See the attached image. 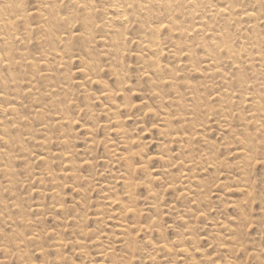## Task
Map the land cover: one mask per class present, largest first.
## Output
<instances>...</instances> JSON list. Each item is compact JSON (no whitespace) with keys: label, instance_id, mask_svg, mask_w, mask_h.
Wrapping results in <instances>:
<instances>
[{"label":"rangeland","instance_id":"374dc122","mask_svg":"<svg viewBox=\"0 0 264 264\" xmlns=\"http://www.w3.org/2000/svg\"><path fill=\"white\" fill-rule=\"evenodd\" d=\"M47 1L0 0V264H264V0Z\"/></svg>","mask_w":264,"mask_h":264},{"label":"bare ground","instance_id":"6f19581e","mask_svg":"<svg viewBox=\"0 0 264 264\" xmlns=\"http://www.w3.org/2000/svg\"><path fill=\"white\" fill-rule=\"evenodd\" d=\"M46 1H47V0H46ZM59 1H60V0H59ZM80 1H82V0H80ZM80 1H79V2H80ZM166 1H167V0H166ZM172 1H173V0H172ZM175 1H177V0H175ZM194 1H195V0H194ZM47 2H48V1H47ZM51 2H52V1H51ZM82 2H83V1H82ZM169 2H170V1H169ZM184 2H187V1H184ZM80 3H81V2H80ZM166 3H167V2H166ZM171 3H173V2H171ZM192 3H193V2H192ZM198 3H199V2H198ZM198 3L196 2L197 5H198ZM5 4H6V3H5ZM45 4H46V3H45ZM77 4H78V3H77ZM13 5H14V4H13ZM165 5H166V8H168L167 6H168L169 4H168V5L165 4ZM165 5H164V6H165ZM170 5H171V4H170ZM170 5H169V6H170ZM24 6H25V5H24ZM171 6H172V5H171ZM9 8H10V7H9ZM17 8H18V7H17ZM48 8H49V7H48ZM136 8H137V10H139V11L141 10V8H140L138 5L136 6ZM164 8H165V7H164ZM170 8H171V7H170ZM168 9H169V8H168ZM5 10H6V9H5ZM17 10H18V9H17ZM52 10H53V9H52ZM225 11H228L229 14L231 15V14L233 13V11H232V6L226 8ZM6 12H7V11H6ZM17 12H19V11H17ZM126 12H127V11H125V13H126ZM5 14H6V13H5ZM47 14H48V13H47ZM244 14H246V13H244ZM24 15H26V14H24ZM57 15H58V14H57ZM246 16L249 17V16H251V15H248V14H247ZM22 18H23V17H22ZM50 18H51V17H50ZM52 18H53V17H52ZM56 18H57V17H56ZM23 19H24V18H23ZM26 19H27V18H26ZM13 21H14V20H13ZM59 21L64 22L65 20L59 18ZM58 23H59V22H58ZM59 24H60V23H59ZM171 24H172V23H171ZM54 25H55V24H54ZM52 26H53V25H52ZM200 26H201V25H200ZM53 28H54V27H53ZM4 29H5V28H4ZM116 36H117V35H116ZM8 37H9V36H8ZM17 37H18V36H17ZM30 38H31V37H30ZM153 38H154V37H153ZM153 38H152V39H153ZM53 39H54V38H53ZM114 39H115V38H114ZM117 39H120V38L117 37ZM117 39H115V40H117ZM4 40H5V39H4ZM50 40H51V39H50ZM115 40H114V41H115ZM120 40H121V39H120ZM1 42H2V41H1ZM115 42H116V41H115ZM120 42H121V41H120ZM52 43H53V42H52ZM118 43H119V42H118ZM54 45H55V44H54ZM118 45H120V44H118ZM15 47H16V45H15ZM117 47H119V46H117ZM118 50H119V49H118ZM211 51H212V50H211ZM22 52H23V51H22ZM212 52H213V51H212ZM19 53H20V52H19ZM21 54H22V53H21ZM12 59H13V58H12ZM63 59H64V58H63ZM192 59H193V58H192ZM15 60H16V59H15ZM17 60H18V59H17ZM64 60H65V59H64ZM7 61H8V60H7ZM193 61H194V60H193ZM8 62H9V61H8ZM24 63H25V62H24ZM9 64H10V63H9ZM60 66H61V65H60ZM23 67H24V66H23ZM90 68H91V67H90ZM23 69H24V68H23ZM64 69H65V68H64ZM30 71H31V70H30ZM19 72H20V71H19ZM29 73H30V72H29ZM31 73H32V71H31ZM65 73H66V72H65ZM112 76H113V75H112ZM33 77H34V76H33ZM92 79H93V78H92ZM49 80H50V79H49ZM60 81H61V80H60ZM91 81H92V80H91ZM21 82H22V81H21ZM21 82H20V83H21ZM25 83H26V82H25ZM32 84H33V83H32ZM11 85H12V84H11ZM25 85H26V84H25ZM29 86H30V85H29ZM42 87H43V86H42ZM46 87H47V86H46ZM160 87H162V86H160ZM163 87H164V86H163ZM52 89H53V88H52ZM26 90H27V89H26ZM72 91H73V90H72ZM0 92H1V91H0ZM109 92H110V91L108 90L107 93H109ZM31 93H32V92H31ZM111 93H112V91H111ZM113 93H114V92H113ZM113 93H112V94H113ZM115 93H116V92H115ZM58 95H59V94H58ZM72 95H73V94H72ZM99 95H100V94H99ZM105 95L108 96V94H106V93H105ZM57 98H58V97H56V99H57ZM71 98H72V97H71ZM62 99H63V98H62ZM74 100H75V99H74ZM52 101H53V100H52ZM42 102H43V101H42ZM46 103H47V102H46ZM59 104H60V103H59ZM64 105H65V104H64ZM82 106H83V105H82ZM5 108H6V107H5ZM49 109H50V108H49ZM5 111H8L9 114H10V113L13 114V108L6 109ZM56 111H57V110H56ZM79 111H80V110H79ZM86 112H87V111H86ZM76 113H77V112H76ZM11 114H10V115H11ZM59 114H60V113H59ZM67 114H68V113H67ZM35 115H36V114H35ZM61 115H62V114H61ZM41 116H42V115H41ZM30 117H31V116H30ZM53 117H54V116H53ZM6 118H7V117H6ZM41 118H42V117H41ZM63 118H65V116H64ZM62 120H64V119H61V121H62ZM67 120H69V118H67ZM52 121H53V120H52ZM61 121H60V122H61ZM70 121H71V120H70ZM62 122H63V121H62ZM68 123H69V121H68ZM31 124H32V123H31ZM69 124H71V123H69ZM72 124H73V122H72ZM167 124H168V123H167ZM170 124H171V123H170ZM170 124H168V125H170ZM43 126H45V125H43ZM58 126H59V124H58ZM60 126H61V125H60ZM64 126L69 127V126H67V125H64ZM37 128H38V126H37ZM46 130H47V129H46ZM45 137H46V136H45ZM32 139H33V138H32ZM29 140H30V139H29ZM66 141H67V140H66ZM45 143H46V141H45ZM14 146H15V145H14ZM19 148H20V147H19ZM130 149H131V148H130ZM134 152H135V151H134ZM127 153H129V151H128ZM67 155H68V154H67ZM67 155H65V156L67 157ZM126 155H127V154H126ZM68 156H69V155H68ZM128 157H129V154H128ZM43 159H44V158H43ZM128 159H129V158H128ZM134 159H135V158H134ZM67 160H68V159H67ZM68 161H69V160H68ZM125 161H126V160H125ZM128 161H129V160H128ZM66 162H67V161H66ZM126 163H127V162H126ZM130 164H131V163H130ZM130 169H132V168H130ZM130 169H129V170H130ZM132 170H133V169H132ZM136 170H137V169H136ZM72 171H73V170H72ZM136 172H138V171H136ZM6 173H7V172H6ZM132 173H133V172H132ZM32 181H33V180H32ZM173 185H174V184H173ZM171 187H172V186H171ZM3 190H4V189H3ZM179 195H180V194H179ZM110 205H111V204H110ZM128 208H129V207H128ZM11 209H12V208H11ZM126 209H127V208H126ZM133 210H134V209H133ZM133 210H132V211H133ZM124 211H127V210H124ZM129 211H130V210H129ZM33 212H34V211H33ZM35 212H36V211H35ZM130 212H131V211H130ZM130 212H129V213H130ZM135 212H136V211H135ZM123 214H124V213H123ZM45 217H46V216H45ZM90 217H91V216H90ZM90 217H89V218H90ZM119 217H120V216H119ZM75 222H76V221H75ZM136 225H137V224H136ZM150 225H151V223H150ZM7 226H8V225H7ZM121 226H122V225H121ZM139 226H140V225H139ZM131 227H133V226H131ZM136 227H137V226H136ZM143 227H144V226H143ZM143 227H142V225H141V227H138V228H141V230H143V229H142ZM146 227H148V226H146ZM146 227H145V228H146ZM124 228H125V227H124ZM119 229H120V228H119ZM133 229H134V227H133ZM148 229H150V228L148 227ZM122 230H123V227H122ZM150 230H152V227H151ZM124 231H127V230H124ZM143 231H144V230H143ZM143 231H140V233L143 232ZM147 231H148V230H147ZM138 232H139V231H138ZM151 232H152V231H151ZM126 233H127V232H126ZM148 233H150V232H148ZM122 234H125V233H122ZM137 234H138V233H137ZM32 235H33V234H32ZM145 235H146V234H145ZM124 237H125V236H124ZM124 237H123V239H124ZM21 238H22V237H21ZM33 238H34V237L31 236V237H29V240L31 241V240H33ZM26 239H27V238H25V240H26ZM37 239H38V238H37ZM125 239H127V238H125ZM35 240H36V239H35ZM120 240H121V239H120ZM127 240H128V239H127ZM90 241H91V240H90ZM124 241H125V243H127L126 240H124ZM129 241H130V240H129ZM129 241H128V244H130ZM131 241H132V240H131ZM58 242H59V241H58ZM94 242H96V241H94ZM74 243H75V242H74ZM74 243H71V244H74ZM145 243H146V241H145ZM160 243H161V242H160ZM166 243H167V242H166ZM166 243H165V244H166ZM18 244H19V243H18ZM71 244H70V246H71ZM128 244H127V245H128ZM134 244H136L135 241H134ZM134 244H131V246L134 245ZM157 244H158V243H157ZM165 244L157 245V249H158L159 251H165V250L167 249V246H166ZM25 245H26V244H25ZM74 245H75V244H74ZM80 245H81V244H80ZM154 245H156V244L154 243ZM154 245H152V246H154ZM121 246L123 247V245H121ZM152 246H151V247H152ZM170 246H171V245H170ZM18 247H19V245H18ZM58 247L61 248V245H58ZM79 247H80V246H79ZM127 247H128V246H127ZM151 247H150V248H151ZM178 247H180V246H178ZM63 248H64V247H63ZM131 248H132V247H131ZM168 248H169V247H168ZM176 248H177V247H176ZM181 248H182V247H181ZM56 249H57V248H56ZM157 249H155V250L157 251ZM182 249H184V248H182ZM70 250H71V249H70ZM184 250H185V249H184ZM105 251H106V250H105ZM105 251H103V252L106 253L107 251H106V252H105ZM159 251H157V252H159ZM175 251H176V250H175ZM178 251H179V250H178ZM178 251H177V252H178ZM186 251H187V250H186ZM8 252H9V251H8ZM127 252H128V251H127ZM132 252H134V251H132ZM154 252H155V251H154ZM183 252H184V251H183ZM187 252H188V251H187ZM101 253H102V252H101ZM107 253H108V252H107ZM11 254H12V253H11ZM127 254H128V253H127ZM134 254H135V253H134ZM95 255H96V254H95ZM100 255H101V254H100ZM103 256H104V255H103ZM131 256H132V254H131ZM134 256H135V255H134ZM134 256H133V257H134ZM165 256H166V255H165ZM130 258H131V257H130ZM134 258H135V257H134ZM161 258H162V257H161ZM3 262H4V260H3ZM3 262H2V263H3ZM107 263H108V262H107ZM109 263H110V262H109ZM109 263H108V264H109ZM112 263H113V262H112ZM105 264H106V263H105ZM110 264H111V263H110ZM113 264H114V263H113Z\"/></svg>","mask_w":264,"mask_h":264}]
</instances>
